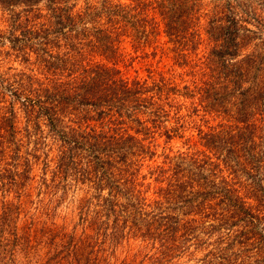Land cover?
I'll use <instances>...</instances> for the list:
<instances>
[{
    "label": "trees",
    "instance_id": "trees-1",
    "mask_svg": "<svg viewBox=\"0 0 264 264\" xmlns=\"http://www.w3.org/2000/svg\"><path fill=\"white\" fill-rule=\"evenodd\" d=\"M208 3L209 9L201 14ZM76 4L77 0H0L8 13L0 44L8 41L4 53L23 64L10 73L0 72V191L14 187L16 196H29L34 190L40 203L59 196L56 188L64 189L66 175L78 174L106 204L105 214L112 211L116 217L121 208L132 230L156 239L161 253L177 246L178 239L196 238L198 233L217 232L225 238L229 230L237 232V224L264 245V226L260 232L255 229L264 221V177H251L253 183L241 184L240 193L236 176L228 180L218 167L220 161L233 175L245 167L247 174L264 172V127L245 118L249 111L264 112V59L251 52L238 57L250 43L256 46L253 37L264 36V19L254 6L249 0ZM202 15L208 17L200 23ZM249 21L254 29L246 25ZM160 33L184 64L187 54L206 42V51L192 64L196 68L190 69L202 78L200 84L179 89L162 75L123 74L118 64L130 65L132 60L125 56L123 41L136 48ZM176 93L194 97L204 112L223 113L241 124L198 129L202 144L217 161L197 150L180 152L169 166L155 164L149 173L164 185L147 197L148 183L143 182L144 173L139 174L143 158L154 154L156 135L167 142L183 126L179 103L172 97ZM40 154L39 175L34 178ZM168 168L170 174H165ZM249 197L255 203L247 201ZM88 236L77 239V247L84 240L92 247ZM89 260L95 264L94 258Z\"/></svg>",
    "mask_w": 264,
    "mask_h": 264
},
{
    "label": "rangeland",
    "instance_id": "rangeland-1",
    "mask_svg": "<svg viewBox=\"0 0 264 264\" xmlns=\"http://www.w3.org/2000/svg\"><path fill=\"white\" fill-rule=\"evenodd\" d=\"M120 1L127 2L128 0ZM240 1L244 3L248 0ZM249 1L254 6L255 12L264 19V0ZM82 3L83 0H77L76 6ZM210 5L211 3H208L207 6H203L205 9H200L201 14L209 9ZM6 11L0 7L1 30L7 26L8 13ZM202 16L204 18H200V23L208 17V15L207 17ZM246 25L255 28L253 21H249ZM252 42H257L256 46L250 43L241 52L239 51L238 57L242 53L251 52L258 59H264V36L258 34L253 37ZM205 43L202 41L192 53H188L187 62L184 64L176 60L172 42L167 40L162 33L157 35L152 42L138 45L136 48L129 40H124L121 44L122 49L125 56H131L132 60L130 65L124 66L122 63L118 65L123 74L129 77L162 75L179 89L183 84L192 88L194 83L200 84L202 78L197 72L191 73L190 69L196 68L192 66L194 60L206 51ZM6 50H8V41L3 40L0 44V72L10 73L21 68L23 64H19L13 55L5 54ZM22 69L27 71L26 67ZM246 85L247 83L244 82L242 87ZM172 97L175 98L176 103H179L177 113L182 116L180 121L183 126L178 130V136L174 135L167 142L162 141L161 135H156L154 142L157 145L154 148V154L149 158L146 156L143 158L139 174L144 173L143 182L148 183L147 197L155 195V189L159 184L164 185V181L159 183L154 179L155 174L149 173L155 164L166 167L172 164L173 159L180 152L188 155L197 150L208 153L213 161H217L202 144L199 135L208 129H217L219 125L237 123L223 113L204 112L198 104H195L194 97L177 93L172 94ZM192 104L195 105V109H192ZM234 111L233 108V113ZM172 112L173 108L169 114L171 115ZM247 113L245 117L247 121L264 127V112L254 111L253 115L250 111ZM171 121L170 118L166 124H171ZM237 124L241 122L238 121ZM198 129H201L200 133ZM257 133L255 132L254 135H260ZM53 152H49L48 155L51 156ZM41 157L43 156L40 154L39 162L36 167H33L34 178L39 175L38 167L41 165ZM218 163V167L221 168L219 174L228 180L236 176L240 184V193L243 190L241 184L253 183L250 180L251 177L259 180L260 177H264L263 171L257 173L252 170L250 174H247L245 171L249 169L248 167L236 169L233 175L220 161ZM217 168L215 167L216 170ZM170 171L171 169L168 168L165 174H170ZM66 176L63 180L64 189L61 185L56 188L55 193L59 196L48 201L44 198L40 203L36 201L34 190L30 191L29 196L24 194L16 196L14 187L0 191L3 195L0 197L3 199L0 200V264H41L42 262L93 264L90 260L86 262L87 257L94 258L95 264H264V245H261L256 237L247 234L238 224L233 226L237 228V232L229 230L225 238L217 237V232L198 233L196 238L188 237L184 241L176 239L177 246L161 253L156 239L142 237L139 232L132 230L130 220L124 216L121 208L117 207L116 217L110 210L105 214L104 211L107 209L104 205L106 204L97 199L94 194L96 191L90 186V182L81 180L78 174ZM237 182L234 181V185H237ZM34 184L35 181L32 185ZM24 191L27 192V189L24 188ZM100 193L104 194L105 188ZM246 200L255 203L251 197ZM2 201L6 202L4 206ZM261 225L264 226L262 220L255 226L259 232ZM240 233H244L245 236ZM85 234L89 235L87 239L92 247L85 245L86 240L77 247V239L83 238ZM74 241H76L75 250Z\"/></svg>",
    "mask_w": 264,
    "mask_h": 264
}]
</instances>
